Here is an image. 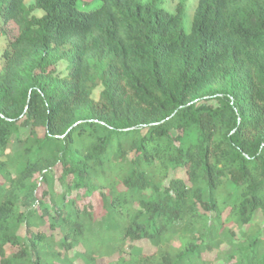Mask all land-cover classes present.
<instances>
[{
  "label": "trees",
  "instance_id": "1",
  "mask_svg": "<svg viewBox=\"0 0 264 264\" xmlns=\"http://www.w3.org/2000/svg\"><path fill=\"white\" fill-rule=\"evenodd\" d=\"M79 1L0 0V264H264V0Z\"/></svg>",
  "mask_w": 264,
  "mask_h": 264
},
{
  "label": "rangeland",
  "instance_id": "2",
  "mask_svg": "<svg viewBox=\"0 0 264 264\" xmlns=\"http://www.w3.org/2000/svg\"><path fill=\"white\" fill-rule=\"evenodd\" d=\"M88 1V0H87ZM145 1V0H142ZM179 1H184V17H183V26L185 28L186 31H189L191 28V24H192V18L194 15V11L196 8V5L198 3V0H164L161 4L162 7H164L165 9H167L170 12H174L176 5L178 4ZM33 2V0H25V4L26 5H31ZM86 2V0H85ZM83 2V1H79L78 2V6L81 9H88L91 7H95L98 4V0H90L88 2ZM32 13L36 16H40L43 14L42 10H38V9H34L32 11ZM1 20H0V51L5 47L6 45V38L3 34V31L1 29ZM60 69H63L64 64H60ZM9 255V254H8Z\"/></svg>",
  "mask_w": 264,
  "mask_h": 264
}]
</instances>
